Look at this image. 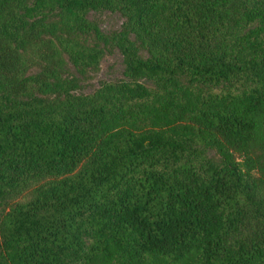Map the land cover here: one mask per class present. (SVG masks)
Returning a JSON list of instances; mask_svg holds the SVG:
<instances>
[{
	"label": "trees",
	"instance_id": "16d2710c",
	"mask_svg": "<svg viewBox=\"0 0 264 264\" xmlns=\"http://www.w3.org/2000/svg\"><path fill=\"white\" fill-rule=\"evenodd\" d=\"M0 264H264V0H0Z\"/></svg>",
	"mask_w": 264,
	"mask_h": 264
},
{
	"label": "rangeland",
	"instance_id": "374dc122",
	"mask_svg": "<svg viewBox=\"0 0 264 264\" xmlns=\"http://www.w3.org/2000/svg\"><path fill=\"white\" fill-rule=\"evenodd\" d=\"M87 17L98 21L100 28L105 31L120 27L124 20L123 15L118 9H90L87 12ZM147 52L143 50V54ZM123 75L122 55L117 49L111 53H107L100 60V68L93 77L84 82L82 91H93L102 80L114 81ZM148 83V81H145ZM213 152L211 153V155Z\"/></svg>",
	"mask_w": 264,
	"mask_h": 264
}]
</instances>
